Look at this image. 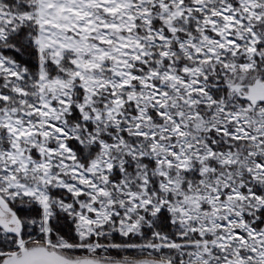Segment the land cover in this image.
Listing matches in <instances>:
<instances>
[{"label": "snow or ice", "instance_id": "obj_1", "mask_svg": "<svg viewBox=\"0 0 264 264\" xmlns=\"http://www.w3.org/2000/svg\"><path fill=\"white\" fill-rule=\"evenodd\" d=\"M0 264H264V0H0Z\"/></svg>", "mask_w": 264, "mask_h": 264}]
</instances>
